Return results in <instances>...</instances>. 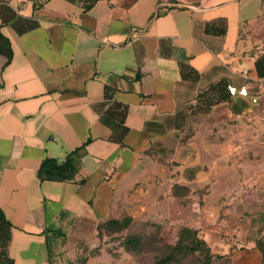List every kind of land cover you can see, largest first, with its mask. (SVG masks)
Listing matches in <instances>:
<instances>
[{"label": "crops", "instance_id": "0c3cea01", "mask_svg": "<svg viewBox=\"0 0 264 264\" xmlns=\"http://www.w3.org/2000/svg\"><path fill=\"white\" fill-rule=\"evenodd\" d=\"M8 6L38 22L19 34L0 15L13 51L9 64L0 54V210L11 224L8 255L14 264H134L95 255L98 224L131 216L146 151L190 101L219 81L264 92L255 66L264 49L247 34L264 0ZM222 19L224 34L222 25L207 31ZM230 98L236 114L253 104ZM115 102L128 107L123 143L114 138L120 121L109 113ZM82 147L74 180L40 181L45 159L64 160Z\"/></svg>", "mask_w": 264, "mask_h": 264}, {"label": "rangeland", "instance_id": "374dc122", "mask_svg": "<svg viewBox=\"0 0 264 264\" xmlns=\"http://www.w3.org/2000/svg\"><path fill=\"white\" fill-rule=\"evenodd\" d=\"M247 34L264 49V13ZM206 96L190 101L157 136L132 199V226L103 235L94 248L103 261L154 264L165 244H175L190 226L217 256L214 264H263L256 242L264 237V92H250L258 103L240 114L230 103L208 108ZM127 236L141 237V251L124 250Z\"/></svg>", "mask_w": 264, "mask_h": 264}, {"label": "trees", "instance_id": "16d2710c", "mask_svg": "<svg viewBox=\"0 0 264 264\" xmlns=\"http://www.w3.org/2000/svg\"><path fill=\"white\" fill-rule=\"evenodd\" d=\"M11 0H1L0 15L4 24H12L15 30L19 33H25L38 26V22L34 19H25L16 15V13L8 6ZM4 3V4H3ZM6 3V4H5ZM223 26L224 34L226 30V20L222 19L207 25L208 32H216L219 26ZM0 54L7 58L9 64L13 58V51L10 40L0 32ZM256 70L260 79H264V53L257 59ZM227 81H219L213 84L209 89L198 96L202 99L207 95L208 108L214 107L221 103L230 102V93L228 90ZM106 97L112 99V94L109 88L106 91ZM109 113L118 118L120 124L115 132V139L123 143L124 137L128 134L129 128L125 126V119L128 114L126 105L115 102L109 109ZM88 143V142H87ZM153 148V146L151 147ZM151 148L146 151V155ZM83 149L80 148L70 153L66 159L59 160L55 158L45 159L37 172L40 181H58L69 182L75 179L78 172L76 165V157ZM194 171V170H193ZM181 186H174V195L179 196L178 189ZM189 192V191H188ZM134 222L131 216H124L119 219H109L98 224V237L101 240L103 235L111 236L120 234L128 230ZM10 222L5 218L0 210V264H14L13 260L8 255V244L10 240ZM257 248L260 250L264 264V237L257 240ZM122 246L127 253H136L141 251L143 240L138 236H127L123 239ZM162 256L156 259L154 264H214L217 256L212 252L207 241L200 236L198 228L183 226L178 234V240L175 244H165L161 250Z\"/></svg>", "mask_w": 264, "mask_h": 264}, {"label": "built area", "instance_id": "2783aa9c", "mask_svg": "<svg viewBox=\"0 0 264 264\" xmlns=\"http://www.w3.org/2000/svg\"><path fill=\"white\" fill-rule=\"evenodd\" d=\"M229 93L232 97H249L250 92L246 86H243L241 88H237L236 86L229 85L228 86ZM252 103L256 104L258 103V98H253Z\"/></svg>", "mask_w": 264, "mask_h": 264}]
</instances>
